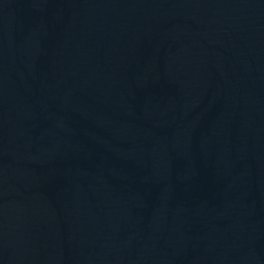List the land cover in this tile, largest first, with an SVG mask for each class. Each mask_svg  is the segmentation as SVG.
<instances>
[{"label": "water", "instance_id": "obj_1", "mask_svg": "<svg viewBox=\"0 0 264 264\" xmlns=\"http://www.w3.org/2000/svg\"><path fill=\"white\" fill-rule=\"evenodd\" d=\"M0 264H264V0H0Z\"/></svg>", "mask_w": 264, "mask_h": 264}]
</instances>
